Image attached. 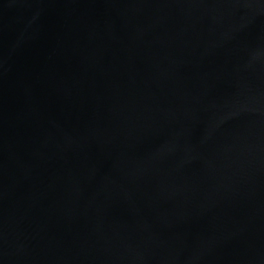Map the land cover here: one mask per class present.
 Masks as SVG:
<instances>
[{"label": "water", "instance_id": "obj_1", "mask_svg": "<svg viewBox=\"0 0 264 264\" xmlns=\"http://www.w3.org/2000/svg\"><path fill=\"white\" fill-rule=\"evenodd\" d=\"M0 264H264V0H0Z\"/></svg>", "mask_w": 264, "mask_h": 264}]
</instances>
